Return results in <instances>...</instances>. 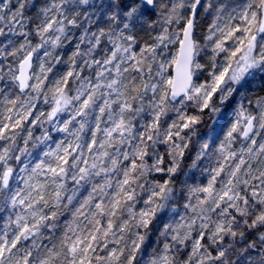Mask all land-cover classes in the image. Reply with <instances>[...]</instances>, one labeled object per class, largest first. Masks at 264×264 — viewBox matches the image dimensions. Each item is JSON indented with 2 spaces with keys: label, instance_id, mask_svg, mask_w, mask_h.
Returning <instances> with one entry per match:
<instances>
[{
  "label": "snow or ice",
  "instance_id": "snow-or-ice-1",
  "mask_svg": "<svg viewBox=\"0 0 264 264\" xmlns=\"http://www.w3.org/2000/svg\"><path fill=\"white\" fill-rule=\"evenodd\" d=\"M0 264H264V0H0Z\"/></svg>",
  "mask_w": 264,
  "mask_h": 264
}]
</instances>
